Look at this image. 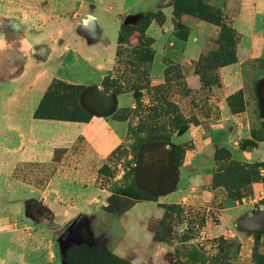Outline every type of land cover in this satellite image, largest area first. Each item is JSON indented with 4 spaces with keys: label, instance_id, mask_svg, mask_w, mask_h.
<instances>
[{
    "label": "rangeland",
    "instance_id": "1",
    "mask_svg": "<svg viewBox=\"0 0 264 264\" xmlns=\"http://www.w3.org/2000/svg\"><path fill=\"white\" fill-rule=\"evenodd\" d=\"M85 1L87 5H81L82 10L79 11H89L96 16L105 38L104 46L96 48L97 56L87 54L85 57L89 58L95 69L103 71L109 69L116 47L120 20L116 15L126 5L135 7V4H148L147 8L146 5L144 9L136 6L134 10L129 9L120 15L122 24L128 27L134 26L146 13L161 12L166 5L172 7V0H155L152 10H149L151 0ZM201 1L217 16L215 23L185 14H172L171 19H167L162 13V22H154L146 30V35L153 40L150 59H142L133 66H141L139 74L147 70L151 85L160 87L161 93L178 107L184 118L193 119L194 123L188 128H201L202 132L198 134L199 151L210 149V125L214 124V129L220 130L221 127L217 123L222 120L224 112L227 118L223 119V124L231 129V137L237 142L238 149L253 151L254 145L264 142V55L258 54L256 50L252 51L249 35L255 29L264 39V26L258 21L254 24L240 22L236 11L228 10L221 0ZM93 3L95 7L91 11L87 7ZM239 7L241 19L246 20L252 1L240 0ZM195 23L200 24L203 30L198 31ZM151 29L153 33L151 31L152 34L149 35L147 32ZM193 36L199 40L200 49L195 50L191 46H186L184 50L179 49L178 44L188 43ZM30 37L34 36L28 35L26 40ZM26 40L22 43L24 66H20L24 67V73L22 77L21 74H15L12 79L23 84L31 83L39 74L40 67L41 70L44 68L46 75L29 93L34 99L36 95L37 99L41 97L44 83L52 77L67 79L72 83L93 84L98 78L102 82L106 76H119L124 70L122 66H127L124 57L117 65L114 59L110 71L96 75L90 73L92 69L78 65L77 55L70 53L65 57L69 66H57L53 55L49 61L50 65L38 66L34 59H38L42 52H30ZM170 42L173 44L170 45ZM136 46L137 32L129 38L127 49L131 50ZM166 72H169L168 77H174L170 83L164 81ZM233 78L238 80L241 89L225 88ZM8 87L10 86L0 90V131L9 124H16V120L11 118L18 113L16 105L20 106V110L27 105L25 102H11L7 91L11 97L16 93H13L12 87ZM100 87L101 90L88 89L81 98L82 104L90 113H105L113 107V96L107 93L101 84ZM142 94V102L147 106L149 101L146 92L143 91ZM131 101L132 95L124 94L120 102L121 105H128ZM19 113L25 115L23 110ZM4 114H7L8 118L4 117ZM137 122L138 119L134 115L129 117L130 126H135ZM11 137L8 136L10 142L5 143L0 136V145L12 147L15 140ZM128 145L127 138L126 144L112 153L106 161L99 163L93 159L90 150L81 144L73 150L71 155L76 159L84 156L86 161H90L89 167L85 166L84 171L80 170L82 173H76L80 174L81 178H90L85 184L89 186V191L85 192V197L82 198L81 195L77 196L66 189L62 191L64 198L61 203L56 202L52 207L59 214L57 218L60 221L64 219L62 214L65 210L70 213L75 210L91 213L95 215V219L85 216L74 221L71 227H64L59 231L53 246L55 245V256L60 264H101L97 258L98 251L111 252L131 264H264V158L246 162L237 155L233 158L230 153L233 161L249 164L253 176L240 179L235 173L219 175L223 187L206 189L210 192L208 199L199 200L196 204H176L184 211L179 216L174 213L161 219L163 210L150 201L138 202L134 208L118 216L117 212L132 203L138 194L161 195L165 189L174 190L177 180L178 166L173 158L174 146L171 143L153 142L143 145L137 158L132 156ZM185 147L190 149L195 146L188 143ZM219 148L225 147L217 145L211 148L213 154ZM259 153L253 152L252 155L258 156ZM61 157L63 156L59 153L56 160ZM4 169L3 165H0V171ZM22 170V174L29 172L34 175V179L31 181L29 178L32 177L25 174L17 176V179L23 182L11 179L10 195H26V181L39 186L49 175V170L39 165L24 167ZM37 175L40 177H35ZM183 181L181 176L179 186L184 187ZM96 188L104 189V196L96 203L89 202L90 195H98ZM7 189L8 187L4 188L0 182L1 212H5L7 208ZM168 198L170 197L158 196L157 199L165 202ZM18 205L22 210L21 205ZM156 220L159 221L153 224L152 232L151 223ZM73 245L86 249L74 251L71 248ZM68 255L71 261L66 260ZM11 259L15 261L4 260L0 264L20 263L18 256ZM57 263L55 261L48 264Z\"/></svg>",
    "mask_w": 264,
    "mask_h": 264
},
{
    "label": "crops",
    "instance_id": "2",
    "mask_svg": "<svg viewBox=\"0 0 264 264\" xmlns=\"http://www.w3.org/2000/svg\"><path fill=\"white\" fill-rule=\"evenodd\" d=\"M151 1L149 10H152L156 3L155 0ZM221 1L225 3L228 10L236 11L240 22L254 24L258 21L264 26V0H251L252 7L248 18L246 20L243 19L244 21L239 13L240 0ZM84 4H86L85 0H0V90L10 86L13 88V93H16L14 94L15 99L7 91L11 102L16 104L27 103L26 107L21 109L25 115L22 116L19 113L21 111L20 106L16 105L18 113L16 112L15 116L11 117L16 120V124H11V126L9 124L4 130L0 131V136L5 143L8 141V136L14 137L15 140V144L11 145L12 147L0 145V165L5 168L0 171V182H2L4 188L8 187L6 190L8 196L5 212H1L0 202V262L4 260L11 262L12 257L16 258L18 256L19 264H48L55 261L60 264L55 256V245L53 246L59 231L64 227H71L74 221L79 218L87 216L95 219V215L91 213H80L79 210L71 211L70 213V211L65 210L62 214L64 219L60 221L57 218L59 214L52 207V204L55 205L56 202L61 203L64 198L62 191L66 189L72 191L75 195L77 194V196L81 195L82 198L85 197V192L88 193L89 191V186L85 184L90 181V178H81V175L76 173H82L80 170L84 171L85 166L89 167L88 163L90 161H86L87 158L84 156L76 159L74 155H71L73 150L78 144H81L90 150V154L94 156L93 159L99 163L106 161L112 152L127 142L129 120L116 121L111 118V115L121 109L133 108V93H125L132 95V101L128 105H121V97L124 94L113 97L112 109L105 113L93 112L92 119L87 123L37 120L33 118V113L49 84L53 80H61L69 84L72 81L52 77L44 83L41 97L37 99L36 95V99H34L29 93H31L33 87L36 88L37 82L46 75L44 68L41 70L40 67L39 74L35 76L34 81L31 83L23 84L12 79L15 74H21L22 77L24 73V67H20L24 66L22 43L28 35L34 36L26 40V45L30 52H42L40 57H37L38 59H34L38 66L50 65L49 61L52 55L55 56L54 61L57 66H69L65 62V57L67 53H70L77 55L78 65L88 70L92 69L90 73L97 75V73L110 71L111 65L114 63L115 50L107 71L95 69L90 64L89 58L85 57L87 54L97 56L96 48L97 46H104L103 41L105 38L103 29L96 16L89 11H79L82 10L81 5L83 6ZM145 5L135 4V7H127L126 5L116 15L120 19L119 27L122 24L120 15L129 9L133 8L134 10L136 6L137 8L138 6L143 7V9L144 6L147 8L148 4ZM94 7L93 3L88 4L87 8L93 11ZM161 12L164 13L167 19H171L172 7L170 5H166ZM169 23H171V20H169ZM194 25L198 31L203 30L200 24L195 23ZM81 28L82 31H80ZM151 31L153 33V29L147 33L149 35L152 34ZM249 40L252 45V51L256 50L258 54L264 55V39L259 31L254 29L249 35ZM171 44L173 43L170 42ZM186 46H191L192 49L198 50L201 44L193 36L188 43L181 42L178 44L179 49L184 50ZM229 81V84L225 86L226 89H241L236 78ZM72 84L83 85L85 87L84 93L88 89L101 90L99 78L93 84H81L80 82ZM4 117L8 118V115L4 114ZM225 118H227V115L224 112L222 120L217 123L221 127L220 130L214 129V124L210 125L212 132L208 139V147L210 149L207 151L198 150V134L202 132L200 127L177 131L170 137V143L173 146L193 143L195 147L188 148L185 151L183 162L177 169V180L175 181L174 190L160 195L163 198L170 197L168 198L169 200L153 202L159 209L163 210L160 207L161 204L188 206L198 203L199 200L208 199L210 192L206 191V189L212 186V175L214 172L213 150L211 148L217 145L225 147L233 158L237 155L246 162L258 161L264 158V142L263 144L257 143L254 145L253 151H241L238 149L237 142L231 137V129L226 128L223 124V119ZM8 142H10V138ZM257 151L260 152L258 156L252 155L253 152ZM59 153L63 157L56 160V156ZM37 165L49 170V175L44 179L43 184L35 186L34 183L26 181L24 183L27 189L26 195L20 196L17 193L10 195L9 184L11 179L14 178L20 181L17 176L22 174L20 171H23L24 167ZM182 170L183 172H181ZM23 174L32 177H28L31 181L34 179V175L32 176L29 172L25 171ZM181 176L184 180V187L179 186ZM35 177L40 176L37 175ZM96 189L98 190V195L94 197L90 195L89 202L96 203L101 196H104V189ZM137 203L129 209L134 208ZM18 204L21 205L22 210L18 207ZM22 214L24 218H22ZM163 216L164 210L161 219ZM159 220L151 223L152 232L153 224Z\"/></svg>",
    "mask_w": 264,
    "mask_h": 264
},
{
    "label": "trees",
    "instance_id": "3",
    "mask_svg": "<svg viewBox=\"0 0 264 264\" xmlns=\"http://www.w3.org/2000/svg\"><path fill=\"white\" fill-rule=\"evenodd\" d=\"M203 3L201 0H172V14H185L198 20L215 23L217 16L213 15ZM162 20L163 14L158 11L156 13H146L137 20L134 26L120 25L114 55L115 65L124 57L127 66H122L124 70L119 76H106L101 82L102 88L113 97L125 93L134 94V107L118 110L111 115V118L116 121H126L129 120L131 115H134L138 119L135 126L129 125L127 133L128 149L132 156L136 158L139 155L140 147L143 145L153 142L169 144L170 137L174 133L186 130L194 123L193 119L182 116L178 107L161 93L160 87L151 85L152 81L148 77L147 70L139 74L138 70L141 66H133L134 63L140 62L142 59H150L153 40L146 35V30L150 24L162 22ZM135 32H137V46L129 50L127 49L128 40ZM168 76L169 72H166L164 76L165 83H170L174 78L173 76ZM84 90L85 87L83 85L53 80L43 93L33 113V118L60 122H89L92 119V113L87 111L81 102ZM143 91L146 92L149 101L147 106H144L142 102ZM187 148L185 145L174 146L173 158L178 167L183 162ZM213 160L214 172L211 187H223V183L219 181L221 179L219 175L225 176L235 173L240 179L253 176L250 165L233 161L230 157V152L225 148L216 149L213 154ZM172 191L173 188L165 189L162 194ZM158 196L160 195L138 194L134 197L132 203L124 206L117 213L121 215L136 202H157ZM160 207L164 210V217L169 214L175 213L179 216L181 213H184L183 208H180L176 204H161ZM185 214L188 216V211ZM71 248L74 251H81L85 247L73 245ZM97 253L98 262L101 264H131L121 260L111 252L98 251ZM66 260L71 261L69 255Z\"/></svg>",
    "mask_w": 264,
    "mask_h": 264
}]
</instances>
